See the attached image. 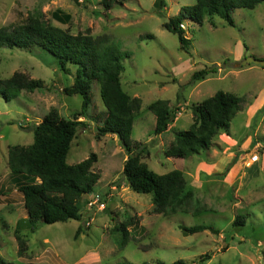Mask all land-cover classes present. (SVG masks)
<instances>
[{"label":"rangeland","instance_id":"obj_1","mask_svg":"<svg viewBox=\"0 0 264 264\" xmlns=\"http://www.w3.org/2000/svg\"><path fill=\"white\" fill-rule=\"evenodd\" d=\"M158 1L0 0V27H16L36 15L71 34L107 36L129 52L121 59L122 89L141 100L131 141L146 146L141 160L152 171L179 168L194 193L186 213L163 215L152 212V194L128 187L122 173L127 155L118 137L96 136L106 112L94 80L91 103L85 117L78 118L83 125L77 127L66 161L75 164L95 152L92 168L100 178L93 192L79 200L78 220L40 222L32 230L18 190L21 179L9 171L8 148L33 142V125L51 108L72 118L81 109V97L63 91L73 84L74 66L68 64L70 74L62 71L55 57L41 48L1 47L0 78L22 72L44 83L9 100L0 94V255L8 264H169L176 259L187 264H264V66L237 64L249 56L264 59V1L251 9H233L234 26L218 16H205L201 24L183 20L186 48L164 23L196 0H162L157 6ZM55 11L70 18L59 21L52 15ZM201 68L215 72L192 81L193 72ZM217 90L241 98L228 131L220 130L209 149L198 154L166 156L175 133L189 127L192 105ZM156 99L167 100L171 108L179 105L159 135L153 133L155 115L147 108ZM255 151L259 159L254 163L249 157ZM128 219L132 224L122 243L121 232L113 228ZM198 224L219 231L184 233L180 228Z\"/></svg>","mask_w":264,"mask_h":264},{"label":"trees","instance_id":"obj_2","mask_svg":"<svg viewBox=\"0 0 264 264\" xmlns=\"http://www.w3.org/2000/svg\"><path fill=\"white\" fill-rule=\"evenodd\" d=\"M264 0H196L194 4L181 6L176 15L164 23V27L175 33L182 48L189 45V39L183 35L179 26L185 19L201 24L205 16H218L234 26L231 12L235 8L251 9ZM159 0L156 4L161 5ZM109 3L104 2L107 7ZM53 17L65 22L70 17L52 13ZM13 47L33 50L41 48L55 57L59 68L70 74L69 65L75 67L72 86L63 91L68 95L79 94L81 109L72 118L63 117L57 109L51 108L40 122L33 125L34 141L29 145H14L8 148V166L11 174L20 178L18 190L22 193L26 221L33 230L38 223L53 224L81 217L79 200L93 192L100 174L92 168L96 162L95 152L75 164H68L66 156L69 145L76 135L79 117H85L91 103L90 87L95 80L99 84V97L106 115L100 126L96 127V136L114 134L127 157L123 163V176L128 187L135 192L152 194V212L170 215L186 213L188 202L194 193L187 188L183 172L179 168L163 174H157L141 160L146 146L141 142L132 143L131 133L134 118L138 115L141 100L131 97L122 89L121 59L130 53L121 50L107 36H92L88 32L71 34L68 29L53 26L41 17L29 15L26 22L16 27H0V48ZM215 72V68H201L193 72L192 81ZM40 79L30 78L22 72H14L6 78H0V94L9 100L21 90L33 91L43 88ZM241 98L237 94L217 90L212 96L201 99L192 105V121L189 127L175 133L173 141L164 150L168 157L187 158L198 154L201 149H209L213 138L220 130L228 131L229 120L240 109ZM147 108L155 115L153 133L159 135L166 131L169 123L176 117L179 105L171 108L167 100L151 101ZM232 160V158H231ZM241 216L233 221L238 223ZM128 219L113 228L121 232L122 243L128 238ZM184 233L209 230L217 234L218 229L206 224L180 226ZM19 241L20 237H18ZM23 243V242H22ZM21 243V244H22ZM0 264H8L0 255ZM115 264H149L117 262ZM169 264H187L174 260Z\"/></svg>","mask_w":264,"mask_h":264},{"label":"water","instance_id":"obj_3","mask_svg":"<svg viewBox=\"0 0 264 264\" xmlns=\"http://www.w3.org/2000/svg\"><path fill=\"white\" fill-rule=\"evenodd\" d=\"M249 63H255V64H259L261 66H264V59H257V58H254L252 56H249V57L245 58L243 61L238 62L237 64H238V66H243V65H246Z\"/></svg>","mask_w":264,"mask_h":264},{"label":"built area","instance_id":"obj_4","mask_svg":"<svg viewBox=\"0 0 264 264\" xmlns=\"http://www.w3.org/2000/svg\"><path fill=\"white\" fill-rule=\"evenodd\" d=\"M179 26H180L183 30L186 29L185 25L183 24V21L180 22ZM249 159H250L251 162H256V161H258V159H259V154L257 153V151H255V153L251 154V156L249 157ZM102 206H103V205H100V207H102Z\"/></svg>","mask_w":264,"mask_h":264},{"label":"crops","instance_id":"obj_5","mask_svg":"<svg viewBox=\"0 0 264 264\" xmlns=\"http://www.w3.org/2000/svg\"><path fill=\"white\" fill-rule=\"evenodd\" d=\"M230 142H231V139H230ZM226 157H228V156H226ZM229 158H230V160H231V157H229ZM221 162H222V160L220 161V163H221ZM254 163H255V162H254ZM222 165H224V162L221 163V166H222ZM219 166H220V165H219ZM250 166H251V165H250ZM211 167H212V166H211ZM213 167H217V165H214ZM216 169H217V168H216Z\"/></svg>","mask_w":264,"mask_h":264},{"label":"clouds","instance_id":"obj_6","mask_svg":"<svg viewBox=\"0 0 264 264\" xmlns=\"http://www.w3.org/2000/svg\"><path fill=\"white\" fill-rule=\"evenodd\" d=\"M37 123V122H36Z\"/></svg>","mask_w":264,"mask_h":264}]
</instances>
